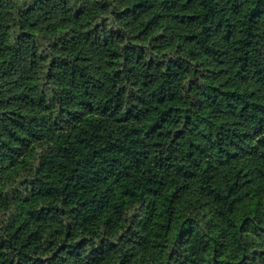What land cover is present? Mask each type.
<instances>
[{"label":"trees","instance_id":"obj_1","mask_svg":"<svg viewBox=\"0 0 264 264\" xmlns=\"http://www.w3.org/2000/svg\"><path fill=\"white\" fill-rule=\"evenodd\" d=\"M0 264H264V0H0Z\"/></svg>","mask_w":264,"mask_h":264}]
</instances>
